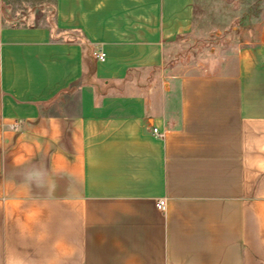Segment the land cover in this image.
Wrapping results in <instances>:
<instances>
[{
	"label": "crops",
	"instance_id": "0c3cea01",
	"mask_svg": "<svg viewBox=\"0 0 264 264\" xmlns=\"http://www.w3.org/2000/svg\"><path fill=\"white\" fill-rule=\"evenodd\" d=\"M236 1L182 62L200 0H0V264H264V9Z\"/></svg>",
	"mask_w": 264,
	"mask_h": 264
},
{
	"label": "rangeland",
	"instance_id": "374dc122",
	"mask_svg": "<svg viewBox=\"0 0 264 264\" xmlns=\"http://www.w3.org/2000/svg\"><path fill=\"white\" fill-rule=\"evenodd\" d=\"M201 5L200 8L203 10V14L206 15V22L200 24L199 30L201 32H204L200 34L198 43H195V48L192 49V45L194 44H183L181 46V49L177 52L179 53V61L182 62L190 61L192 60V53L195 52L198 54V58L202 57L207 52H210L212 48H217L220 45V42H224L226 39L224 35H220L219 31L220 29H223L222 26L224 24H221L219 22L218 16H219V0H200ZM232 1V4L235 0H228ZM239 9H242V13L244 15L252 16L262 11L264 9V0H237ZM40 6V5H39ZM48 6V7H47ZM43 7H36L35 17L36 19L32 18V21H28L26 18H23L22 15H26V12L31 11V7L28 5H23L20 3L14 4L12 8L8 11V15L10 16H18L20 17V20H25L28 25L32 24H41L46 20V15L51 12L52 7L51 5H47ZM43 8V13L42 9ZM18 21V20H17ZM233 34H228L226 40H234V37H232ZM233 38V40H232ZM174 58L173 56L171 57Z\"/></svg>",
	"mask_w": 264,
	"mask_h": 264
},
{
	"label": "clouds",
	"instance_id": "9594fccd",
	"mask_svg": "<svg viewBox=\"0 0 264 264\" xmlns=\"http://www.w3.org/2000/svg\"><path fill=\"white\" fill-rule=\"evenodd\" d=\"M21 181L30 188L44 190L45 195L53 197L57 182L52 178L48 168L41 163H32L20 173Z\"/></svg>",
	"mask_w": 264,
	"mask_h": 264
},
{
	"label": "built area",
	"instance_id": "2783aa9c",
	"mask_svg": "<svg viewBox=\"0 0 264 264\" xmlns=\"http://www.w3.org/2000/svg\"><path fill=\"white\" fill-rule=\"evenodd\" d=\"M97 59L100 61H105V54L104 53L97 54ZM153 133L158 137L163 136V134L157 128H154ZM157 207L159 210L165 212L167 209V201L165 199L159 200L157 202Z\"/></svg>",
	"mask_w": 264,
	"mask_h": 264
}]
</instances>
